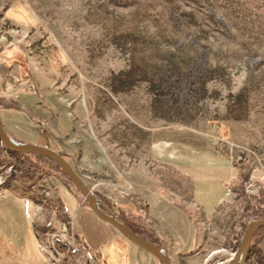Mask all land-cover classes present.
Returning a JSON list of instances; mask_svg holds the SVG:
<instances>
[{"label":"rangeland","instance_id":"374dc122","mask_svg":"<svg viewBox=\"0 0 264 264\" xmlns=\"http://www.w3.org/2000/svg\"><path fill=\"white\" fill-rule=\"evenodd\" d=\"M1 48L22 61L10 71L23 87L9 100L24 110L8 111L10 137L65 156L104 207L164 244L173 264H228L264 219V0H0ZM154 130L194 133L179 145L192 162L183 175L152 160ZM178 137L155 139L157 152ZM209 147L238 175L212 216L198 204L222 196L232 170L216 167ZM148 180L177 206L150 215L140 194ZM12 193L55 233L61 203L89 209L54 162L0 143V196ZM74 234L64 237L79 250L67 256L40 233L46 258L101 264ZM252 246L246 264H264V232Z\"/></svg>","mask_w":264,"mask_h":264},{"label":"crops","instance_id":"0c3cea01","mask_svg":"<svg viewBox=\"0 0 264 264\" xmlns=\"http://www.w3.org/2000/svg\"><path fill=\"white\" fill-rule=\"evenodd\" d=\"M3 48L0 49L2 56V60L0 61V96L8 99L15 98V96H19V90L22 89L23 85L21 84L22 82L15 83L13 81L10 71L15 66L22 65V61H13V50ZM24 62L25 64L27 63V61ZM24 72L26 74V69H24ZM5 84L9 85V87L5 86ZM0 114L7 129L6 116L10 117L11 113L5 111L0 112ZM187 134L194 133L176 130H154L150 137L152 143V160L162 165L168 164L183 175L180 169L192 165L191 158L187 155L189 153L179 148V145L184 146L183 137ZM163 135H169L173 138L176 136L180 137L176 138L177 144L174 143L172 150H163L161 153H158L155 139ZM181 135L183 136L181 137ZM208 140L210 144L214 143L216 147L217 143L214 140L213 142L210 139ZM209 151V153L212 152L210 158L216 163V167L223 170H232L231 180H228L230 181L229 184L223 188L224 194L217 200L212 201L214 202L213 204H208L207 202L209 201H201L198 204L206 215L212 216L225 201V188L231 185L238 175L237 168L220 154L217 148L209 147ZM182 181L184 182L183 179ZM151 182L153 180L146 181L148 185H142L140 190V194H142L141 199L146 203L150 215H153L157 210H163L162 208L167 207V205L177 206L175 203L172 204L175 201L173 194L172 197L171 195H167L165 191H159L161 188L151 185ZM180 189L182 191L183 187H180ZM175 191L177 195L178 191ZM192 194V199L194 200V191ZM26 203L24 199L14 193L0 198V264H48L42 250L40 235L34 227L36 225L33 219L34 209L33 207L31 208L33 214H27ZM69 205L67 209L72 217L74 231H77L80 235L81 243H83L85 251L93 252L96 260L101 264H160L154 257L125 239L112 226L100 220L90 208L88 211L83 212L76 211L72 205ZM209 208H212L211 212H209ZM122 209L129 211L126 207H122ZM125 214L129 216V213L126 212ZM196 242L197 240L193 239L192 244L189 245L190 251H192L191 247L196 246Z\"/></svg>","mask_w":264,"mask_h":264},{"label":"water","instance_id":"95a60500","mask_svg":"<svg viewBox=\"0 0 264 264\" xmlns=\"http://www.w3.org/2000/svg\"><path fill=\"white\" fill-rule=\"evenodd\" d=\"M0 143L5 150L11 154L44 158L54 162L60 168V172L73 184L80 195L84 198L91 211L100 220L112 226L125 239L154 257L160 264H173L165 246L158 247L154 245L150 241L134 233L127 225L120 223L114 213L104 207L102 202L96 198L94 192L88 187L85 181L79 176L74 167L65 157L47 147L29 143H18L10 137L1 114ZM262 228H264V219L253 221L248 226L241 239L238 250L235 252L228 264H246L253 238Z\"/></svg>","mask_w":264,"mask_h":264},{"label":"trees","instance_id":"16d2710c","mask_svg":"<svg viewBox=\"0 0 264 264\" xmlns=\"http://www.w3.org/2000/svg\"><path fill=\"white\" fill-rule=\"evenodd\" d=\"M160 89H161V87L159 86V88H157V90H160ZM3 110L12 111V112L13 111H16V112L24 111L23 108L21 107V104L19 102L11 101L8 98H4V97L0 96V111H3ZM63 157H65V156H63ZM95 195H96V197H99L97 193H95ZM106 206L108 207L109 210H111L114 213V215L116 216L117 220L120 223L126 224L134 233L138 234L142 238L150 241L151 243H153L154 245H156L158 247H162L164 245V244H162L159 241H155V240H153V239H151V238H149L147 236H144L142 233L137 231L133 226L129 225L126 222V220L124 219V217L122 216L120 209L117 208V210H116L112 204L110 205V203L106 204ZM56 214H57V218H58V222L59 223L67 224V226H70L69 224L72 223V217L70 216V214L68 212V209H67L65 204L61 203L60 209H58ZM49 221H50L49 219H46V221H44L43 224L40 223L39 226L35 225L34 227H35L36 232H38L39 234L40 233L45 234V233H48V232H51L52 234H56L55 233L56 229H53L50 226ZM260 231L264 232V228L261 229ZM74 233H75V231H74ZM257 234H258V232L256 233V235ZM56 243L58 244V247L60 248V250L63 251L65 253V255L67 254V256L72 254V253L74 254L75 252H78V250H79V246L78 245H77L78 247H75V246L74 247H68L60 239L57 240ZM251 247H253V246L251 245ZM251 255H252V248L249 251V254H248V257H247V261L251 259Z\"/></svg>","mask_w":264,"mask_h":264},{"label":"built area","instance_id":"2783aa9c","mask_svg":"<svg viewBox=\"0 0 264 264\" xmlns=\"http://www.w3.org/2000/svg\"><path fill=\"white\" fill-rule=\"evenodd\" d=\"M230 190L229 189H227V191H226V195L227 196H229L230 195ZM3 196H0V198H2ZM31 208H32V205L30 204V203H26V212H27V214H29V215H31V213H33L32 212V210H31ZM60 225H59V227H60V229H61V232L59 231V233H56V234H53V235H51V239H52V242H53V245L54 244H56V242H57V240H62V241H66L67 239L64 237L65 235H68V234H70V235H73L74 236V228H73V225H72V223H71V231L69 232L68 231V228H67V226L65 225V224H63V223H59ZM57 247V246H56ZM53 248V247H52ZM55 248V247H54ZM57 249H58V247H57ZM42 250H43V252H44V254H48L49 255V253L51 252V250H47L46 248H44L43 246H42ZM60 251V250H59ZM52 253V252H51ZM47 255V256H48ZM50 256V255H49ZM47 259V258H46ZM59 262V260H57L56 261V259H53V258H51L50 257V259L48 258L47 259V263L48 264H59L58 263Z\"/></svg>","mask_w":264,"mask_h":264},{"label":"bare ground","instance_id":"6f19581e","mask_svg":"<svg viewBox=\"0 0 264 264\" xmlns=\"http://www.w3.org/2000/svg\"><path fill=\"white\" fill-rule=\"evenodd\" d=\"M71 238V237H70ZM74 239L75 238H72V239H70V241H63V243L66 245V246H68V247H71V245H74L75 243H74ZM62 241V240H61Z\"/></svg>","mask_w":264,"mask_h":264}]
</instances>
